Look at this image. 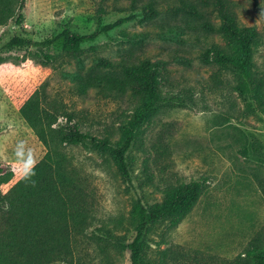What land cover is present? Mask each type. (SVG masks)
<instances>
[{"label": "rangeland", "instance_id": "1", "mask_svg": "<svg viewBox=\"0 0 264 264\" xmlns=\"http://www.w3.org/2000/svg\"><path fill=\"white\" fill-rule=\"evenodd\" d=\"M149 1L159 14L140 22L142 6ZM232 2L238 22L255 26L261 35L253 69L264 80V0ZM99 6L106 11L104 23L140 14L110 36L86 43L88 50L78 62L53 47L2 49L15 34L43 41L64 27L90 33L96 27ZM179 6L180 0H24L22 24L0 26V164L12 173L1 185L2 193L22 177L15 155L21 143L20 159L31 149L38 162L46 152L19 111L35 91L44 89L48 97H60L76 113L83 131L116 140L130 113L127 97L101 94L95 87L77 94L72 91L70 75L84 73L100 58L129 64L147 59L166 63L173 85L170 90L185 104L161 109L137 132L127 153V179L113 162L107 164L84 147L69 152L102 190L101 219L107 220L109 228L116 227L113 234L125 244L136 234L131 217L134 200L150 206L162 202L166 191L182 183H203L199 202L176 227L164 220L151 228L146 264H159L164 242L234 256L264 230V114L227 84V79L234 84L232 76L215 77L217 67L205 63L201 55L213 43H223L220 34L203 27L185 11H175ZM207 17L219 24L215 14ZM43 53L57 61L47 62ZM182 91H189V98ZM64 123L65 119L59 118L55 126ZM111 256L112 264H129L127 250Z\"/></svg>", "mask_w": 264, "mask_h": 264}, {"label": "trees", "instance_id": "2", "mask_svg": "<svg viewBox=\"0 0 264 264\" xmlns=\"http://www.w3.org/2000/svg\"><path fill=\"white\" fill-rule=\"evenodd\" d=\"M135 1V0H133ZM232 0H180L175 11H185L201 21V25L218 32L222 44L213 43L202 52L201 59L217 67L216 78L232 76L234 84H227L245 101L255 104L264 114V80L255 73L254 57L261 44V35L255 26L241 25L232 8ZM24 0H0V26L23 21ZM140 22L159 14L152 1L142 6ZM139 13V14H140ZM215 14L219 24H213L208 14ZM139 14L120 17L104 23L106 11H96V27L90 33H80L64 27L43 41L15 34L2 49L57 48L70 60L80 61L93 43L123 24L138 19ZM95 50L94 46L89 47ZM47 62L57 61L53 55L43 53ZM96 68L105 71L96 72ZM74 81L72 91L86 93L95 87L101 94L127 97L130 104L128 120L120 126L116 140L97 137L82 130L76 113L68 109L60 97H48L44 89L35 91L20 106L19 111L38 140L45 146L44 156L35 168V187L26 185L21 177L2 193L0 190V264H112V254L127 250L129 264H146L151 247L148 233L161 221L176 227L199 202L203 193L201 181L182 183L166 191L162 202L147 206L134 200L131 217L136 234L125 244L113 234L105 219L104 194L95 184L82 163L74 161L69 152L78 147L113 162L120 175L129 177L127 153L137 132L152 122L161 109L178 108L183 98L170 90V70L164 61L143 60L139 64L113 62L100 58L84 73L70 75ZM189 98V91H182ZM107 96V95H106ZM59 118L65 123L56 127ZM12 177L0 164V187ZM165 243V244H164ZM159 264H264V230L258 231L238 254L230 257L202 251L194 247L164 242Z\"/></svg>", "mask_w": 264, "mask_h": 264}, {"label": "clouds", "instance_id": "3", "mask_svg": "<svg viewBox=\"0 0 264 264\" xmlns=\"http://www.w3.org/2000/svg\"><path fill=\"white\" fill-rule=\"evenodd\" d=\"M23 150V143L18 146V151L15 153L17 158V163L22 166V178L26 185H31L35 187L36 181L33 177L36 175L35 168L37 166V161L35 159L34 152L29 149L24 156V159H20Z\"/></svg>", "mask_w": 264, "mask_h": 264}]
</instances>
